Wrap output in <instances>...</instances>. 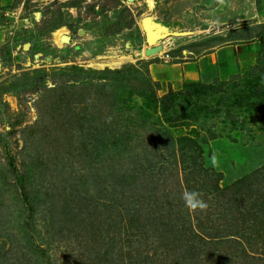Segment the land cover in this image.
<instances>
[{"label":"rangeland","instance_id":"rangeland-1","mask_svg":"<svg viewBox=\"0 0 264 264\" xmlns=\"http://www.w3.org/2000/svg\"><path fill=\"white\" fill-rule=\"evenodd\" d=\"M261 34L264 0L0 9V264H264V48L156 73Z\"/></svg>","mask_w":264,"mask_h":264},{"label":"crops","instance_id":"crops-1","mask_svg":"<svg viewBox=\"0 0 264 264\" xmlns=\"http://www.w3.org/2000/svg\"><path fill=\"white\" fill-rule=\"evenodd\" d=\"M14 2L15 0H0V9L12 6ZM259 55V42L253 41L245 45L234 44L223 47L215 53L207 54L196 62L176 65L178 66V72L176 70H163V68L156 66V73L158 74L157 80L159 82H170V84L174 86L173 88H178L183 78L196 81L204 76L207 71L211 70L214 72L215 76H219L220 74L223 75V73L225 74L227 72L235 74L244 66L253 64L254 61L259 58Z\"/></svg>","mask_w":264,"mask_h":264},{"label":"clouds","instance_id":"clouds-1","mask_svg":"<svg viewBox=\"0 0 264 264\" xmlns=\"http://www.w3.org/2000/svg\"><path fill=\"white\" fill-rule=\"evenodd\" d=\"M184 206L190 211H204L209 204L204 198V193L197 189H185L181 194Z\"/></svg>","mask_w":264,"mask_h":264},{"label":"bare ground","instance_id":"bare-ground-1","mask_svg":"<svg viewBox=\"0 0 264 264\" xmlns=\"http://www.w3.org/2000/svg\"><path fill=\"white\" fill-rule=\"evenodd\" d=\"M60 36H61V32H58L57 33V39H59ZM151 40H152V37H151ZM152 42H153V40H152ZM146 53L148 56H153L156 53V50L150 48L149 50H147Z\"/></svg>","mask_w":264,"mask_h":264},{"label":"trees","instance_id":"trees-1","mask_svg":"<svg viewBox=\"0 0 264 264\" xmlns=\"http://www.w3.org/2000/svg\"><path fill=\"white\" fill-rule=\"evenodd\" d=\"M258 40H259L261 47L264 48V34L259 35Z\"/></svg>","mask_w":264,"mask_h":264}]
</instances>
